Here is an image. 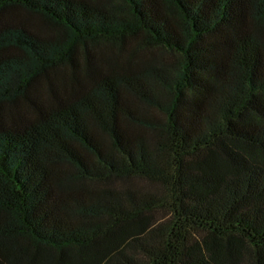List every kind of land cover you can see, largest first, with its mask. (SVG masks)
I'll use <instances>...</instances> for the list:
<instances>
[{"label": "trees", "instance_id": "obj_1", "mask_svg": "<svg viewBox=\"0 0 264 264\" xmlns=\"http://www.w3.org/2000/svg\"><path fill=\"white\" fill-rule=\"evenodd\" d=\"M0 264H264V0H0Z\"/></svg>", "mask_w": 264, "mask_h": 264}]
</instances>
